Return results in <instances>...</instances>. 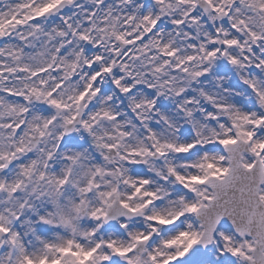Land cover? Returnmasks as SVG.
<instances>
[{"label": "snow or ice", "instance_id": "obj_1", "mask_svg": "<svg viewBox=\"0 0 264 264\" xmlns=\"http://www.w3.org/2000/svg\"><path fill=\"white\" fill-rule=\"evenodd\" d=\"M0 264H264V0H0Z\"/></svg>", "mask_w": 264, "mask_h": 264}]
</instances>
